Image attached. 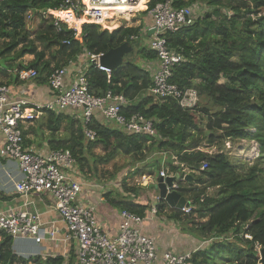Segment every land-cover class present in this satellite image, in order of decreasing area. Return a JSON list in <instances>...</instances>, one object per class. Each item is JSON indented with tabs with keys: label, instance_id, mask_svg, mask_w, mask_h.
Returning a JSON list of instances; mask_svg holds the SVG:
<instances>
[{
	"label": "trees",
	"instance_id": "16d2710c",
	"mask_svg": "<svg viewBox=\"0 0 264 264\" xmlns=\"http://www.w3.org/2000/svg\"><path fill=\"white\" fill-rule=\"evenodd\" d=\"M62 1L0 2V59L9 57V62H13L19 50L22 56H32L33 60L25 66L20 64L19 69H34L38 74L35 82L45 84L55 69L66 67L77 56L86 52L106 53L133 39L132 43L139 46L137 61L125 60L112 70L109 82L103 72L91 66L86 74L89 92L96 97L104 96L108 90L122 94L131 102L124 110L125 115L140 114L151 120L156 136L127 134L106 126L94 116L88 127L96 138L86 141L84 126L80 118H74L79 115L74 109L61 113L45 111L33 123H40V128L49 133L46 139L49 150H69L87 179L91 176L97 179L98 165L109 163L117 154L140 162L150 151L175 156L178 164H169V171L183 178L184 169L189 170L190 179L179 180L177 191L189 200L191 210L183 214L159 200L155 204L157 213L166 211L170 220L180 222L181 229L199 241L214 239L209 246L192 254L190 264H216L214 261H223V257L235 263L245 260V264H260L256 247L264 248L261 169L249 167L239 158L231 159L227 153L209 155L199 151L192 132L197 130L194 114L200 99H206L220 108L212 112L202 109L207 116L206 128L212 135L220 131V139L256 141L264 150V0H172L174 7L203 2L209 9L192 27L166 35L169 46L184 58L172 69L170 82L181 90H197L199 103L194 110L182 109L174 99L158 103L146 95L152 85L151 62L156 54L140 44L142 35L147 34L142 32V20L148 10L165 0H149L146 10L131 18L135 25L130 20L108 32L84 24L78 38L65 24L57 31L53 18L45 14L57 10ZM138 9L143 10V5ZM222 9L231 13H222ZM138 14L143 18L138 19ZM130 48L128 53L133 51L132 44ZM146 63H150V69ZM221 78L226 80L223 84L219 83ZM63 123L66 125L62 126ZM250 125H254V132L249 131ZM62 128L64 134L58 136ZM23 134L26 139L27 131ZM97 149L103 152L102 157L93 153ZM204 163L207 167L201 170ZM120 170L110 172L109 181L120 180L117 176ZM121 188L135 197L141 195L140 189L127 188L125 183ZM207 189H214L215 194L208 195ZM112 205L141 217L150 207L122 197L112 201ZM230 233L234 241L229 240ZM12 242L11 237L0 232V264H64L61 256L18 257L12 252Z\"/></svg>",
	"mask_w": 264,
	"mask_h": 264
},
{
	"label": "built area",
	"instance_id": "2783aa9c",
	"mask_svg": "<svg viewBox=\"0 0 264 264\" xmlns=\"http://www.w3.org/2000/svg\"><path fill=\"white\" fill-rule=\"evenodd\" d=\"M3 1L5 0H0ZM146 1L63 0L57 10H48L45 14L53 18L57 31H60L61 24H65L78 38L81 31L77 34V30L60 14H68L74 19H86L87 22L81 26L91 24L105 29L104 25L114 24L119 20L129 22L134 14L142 11L138 8ZM208 10L202 2L174 7L172 0H165L147 11V16L151 19L146 27V33L150 32L147 47L156 54V59L152 85L146 95L152 97L154 102L174 99L185 110H194L198 106L199 95L196 89L181 90L170 82L172 69L184 62V58L169 46L166 35L192 27ZM104 54L86 52L85 64L68 84L67 66L55 69L47 79L53 95L51 100L43 103L30 102L24 98L14 100L11 88L0 85V188L5 193L14 191L23 200L19 207L0 211V232L12 238L13 254L26 259L50 257L42 246L44 242H48L62 243L68 247L74 254L72 264H190L192 253L164 252L159 255L155 241L145 236L141 230L143 222L149 219L148 215L141 217L122 210L119 213L120 223L116 236L104 233L97 223L95 206L86 203L88 200L85 193L90 188L105 193L107 189L115 188V184L107 182L104 185H93L85 182L77 161L69 150L37 152L28 149L25 144L24 131L45 111L61 113L69 109L79 113L76 119H81L86 141H94L96 138V133L88 125L98 115L103 124L118 128L124 133L156 136L151 120L140 114L125 115L124 110L131 102L122 94L110 90L102 97L90 94L86 74L91 66L103 72L108 82L110 80L112 70L100 64ZM15 73L22 83L34 82L38 77L34 69H18ZM163 164L164 160L159 176L165 178ZM206 167L204 163L201 170ZM172 189L177 191V183ZM34 197L40 201L48 198L58 220L43 221L36 203L32 201ZM103 197L101 195L100 201L104 200ZM190 210V207L180 209L183 214H188ZM150 214H157L156 206L151 208ZM59 222L63 225L61 228L58 227ZM20 242H31L37 249L20 252L16 248V244ZM62 257L64 264H69L68 252Z\"/></svg>",
	"mask_w": 264,
	"mask_h": 264
},
{
	"label": "crops",
	"instance_id": "0c3cea01",
	"mask_svg": "<svg viewBox=\"0 0 264 264\" xmlns=\"http://www.w3.org/2000/svg\"><path fill=\"white\" fill-rule=\"evenodd\" d=\"M146 22V27L149 26L151 19L146 16L144 19ZM104 28H109L106 25H104ZM116 28V26H113ZM113 30V28L111 27ZM110 30V28H109ZM110 30V31H112ZM148 37V35H147ZM147 41H143L142 45L147 46ZM27 56L25 59L18 60L14 58L13 62H7V66L3 67L0 65V85H8L12 90L13 99H28L30 102H39L43 103L46 101L51 100V97L53 93L49 90V87L47 85V81L45 84H38L35 81L30 83H22L17 79L15 71L19 69V65H27L29 62L33 60V57L30 55ZM85 54H81L77 56V58L72 61L69 65H67L68 75L66 78V83H70L76 76L77 71L80 70L83 64H85ZM18 58V57H17ZM152 64V72L155 69V61L151 62ZM147 69H150V63L144 64ZM138 99V98H137ZM97 120L103 123V120H101L100 116ZM74 118H77L75 116ZM34 123L29 125L25 131H27L25 144L28 149L37 151V152H44L46 150H49L48 144H47V132L46 136L41 132V128L34 127ZM32 127V128H31ZM165 156L162 158L160 163L164 160L163 168L165 169L166 175H171L172 173L169 171V164L177 165V161L173 158L172 155L163 153ZM146 159L144 162H139V166L144 168L146 166H149L151 169L155 168L156 162H149L147 164ZM2 162V161H1ZM142 165V166H141ZM148 168V167H147ZM162 168V164H160V168H155V173L151 174L150 172L142 178L146 181V187L150 186L151 184H155L159 179V171ZM186 174H190L189 170L186 168ZM81 173V172H80ZM137 173V171L135 172ZM143 173V171H140V175ZM1 174V173H0ZM2 175V174H1ZM83 180L85 182L91 183L93 185H99L95 182V180L87 179L86 176L82 175ZM127 179V177L125 178ZM124 179V181H125ZM112 181V180H111ZM108 181V182H111ZM2 183L0 181V187ZM123 183L120 182V184L115 185V188L113 189H107L105 193L101 192L99 189L90 188L88 192L85 193V197L87 198V202L89 204H93L95 206V214H96V220L101 229L104 233L107 235L114 237L118 233V227L120 223L119 213L121 210L117 209L115 206L112 205V201H116L117 198H124L125 201L132 200L133 203L145 205V201H142L140 195L135 197L133 194L124 193L120 190ZM119 188V189H118ZM101 195L104 200L100 201ZM106 195H109V198L106 197ZM157 198V197H156ZM185 199L189 202V200L185 197ZM32 201L36 203V208L38 212L41 215V219L43 221H49V220H58L57 213L52 210L50 206V201L48 198L43 199V201H40L38 198H32ZM159 200L151 203V208L156 206ZM23 202L22 198H18L14 191L9 190L7 193L1 191L0 188V211H6L10 209H14L16 207H19L21 203ZM151 208H149L148 211H146L145 216H149V219H146L142 226L141 230L142 233L152 238L155 241L157 251L159 255H162L164 252H172L177 254H184V253H194L195 251H199L205 248L207 245V242L199 241L196 239L193 235H191L189 232L183 231L181 229L180 222L172 221L168 218L166 211L160 214H156L152 216L150 214ZM62 223H58V227H62ZM180 226V230H179ZM212 241V240H211ZM214 241V240H213ZM42 246L45 249V253H47L51 258L57 257V256H63L65 253L68 252V263L72 264L74 261V254L69 251L68 247H65L62 243H48L44 242ZM204 247V248H202ZM16 248L20 252H31L36 250V246H34L31 242L28 243H18L16 244ZM70 252V253H69ZM48 258V257H47ZM63 258V257H62ZM72 258V261H71ZM64 259V258H63ZM67 260V259H66Z\"/></svg>",
	"mask_w": 264,
	"mask_h": 264
},
{
	"label": "rangeland",
	"instance_id": "374dc122",
	"mask_svg": "<svg viewBox=\"0 0 264 264\" xmlns=\"http://www.w3.org/2000/svg\"><path fill=\"white\" fill-rule=\"evenodd\" d=\"M149 0L146 1V3L143 5L144 9L146 10V4ZM203 3V2H202ZM142 10V11H143ZM225 11H227L226 9H222V13H224ZM229 14L231 13L229 10L227 11ZM138 19H142L143 16L138 14ZM145 19V18H144ZM125 21L124 20H119V22H115L114 24H108V27H113L116 26V29L119 28L121 25H123ZM85 23V22H83ZM82 23V24H83ZM131 25H135V20H131L130 21ZM142 24L144 29H142V32H146V22L145 20H142ZM105 27V26H104ZM106 29V28H105ZM102 29L101 30H105ZM82 30V26L80 24V28L79 30H77V34H79V32ZM110 30H112L110 28ZM108 32H111L109 30H107ZM113 31V30H112ZM143 34V33H142ZM147 34H143L140 40V44H142V40L147 41L146 37ZM79 37V36H78ZM132 44V49L133 51H131L129 54H127L125 56V60H129V59H134L135 61H137L138 59V49L139 46L136 43H131ZM20 49V47H19ZM21 51V50H19ZM18 51V52H19ZM23 53L21 51V55L18 56V60H22L25 59L27 56H22ZM7 62H9V57L7 58H3L0 59V65H2L3 67L7 66ZM226 80L224 78H221L219 83L223 84ZM202 109H207L208 111L212 112V111H216L220 108L214 106L213 102H207V100L205 99H200V104H199V108L198 110L195 111L194 114V119L195 122L197 124V130L193 131L192 134L194 136L193 141L198 142V150L202 151L204 153H207L209 155H214L218 152H223V153H227L231 159H235V158H239L242 160V162L246 163L247 166L249 167H255V168H260L261 169V175L259 176V182L262 188H264V150L261 149V147L259 146V144L256 141H250V140H244V141H236V142H231L230 140H224V139H220L219 136H221L220 134H222L220 131L219 132H214L215 134L212 135V131H208L206 126H207V116L205 114V112L202 111ZM66 124L63 123L62 126H65ZM34 127L40 128V123H37L34 125ZM249 131L250 132H254L255 131V127L254 125H250L249 127ZM45 128L41 126V132L45 135ZM63 128L60 131V133H58L59 135H63ZM47 137L49 136V133L47 132ZM213 136L212 140H211V136ZM46 136V135H45ZM93 153L96 156H103V152L100 151L99 149L94 150ZM162 154V153H161ZM158 152H146L145 154V159H148L146 161L145 164L149 163V162H159L155 164V168L159 166L160 168V164H162L161 161V155ZM175 158V156H173ZM163 158V156H162ZM164 159V158H163ZM143 161V162H144ZM140 161H134V158L131 156H125L122 154H117L116 157H114V159L112 161H110L107 164H100L97 167V179L92 178L93 176H91L89 179L90 180H95L96 183H98L99 185H104L105 183H107L109 181L108 179V175L110 172H113L115 170H118V168H120L121 170L118 173V177L120 180H112L111 182L108 183H113L115 185L120 184V182H122V180H124L126 177L127 179H125V181H123V183L126 184L127 188H137L141 190V199L142 201H145V205L147 206H151V203L157 201L156 195L148 189V186L146 187V181L142 178L143 176H145V174L147 175L149 172L151 174L155 173V168H150L149 166L143 165L145 166L144 168L140 167L139 164ZM98 163V162H97ZM159 164V165H158ZM142 166V165H141ZM148 167V168H147ZM137 171V173H135ZM140 171H143V175H140ZM185 174L186 171L184 170ZM119 189V188H118ZM120 190H122V188H120ZM208 195H213L215 194V190L214 189H207L206 192ZM151 208V207H149ZM179 230H180V226H179ZM229 240L230 241H234V239L232 238V234H228ZM214 240V239H213ZM209 241L207 243V245L205 246V248L207 246H209V244L213 243L214 241ZM239 246H241V244H238ZM204 248V247H202ZM256 250L258 252V257L260 259V255H259V251L261 250L260 247H256ZM224 260L223 261H214L216 264H245V260H242L241 263H235L232 261V259H230L229 261H227L226 257H223ZM217 259H219V257H217Z\"/></svg>",
	"mask_w": 264,
	"mask_h": 264
},
{
	"label": "water",
	"instance_id": "95a60500",
	"mask_svg": "<svg viewBox=\"0 0 264 264\" xmlns=\"http://www.w3.org/2000/svg\"><path fill=\"white\" fill-rule=\"evenodd\" d=\"M147 35L149 36L150 32H148ZM132 42L133 39H128L125 44L106 52L100 59V64L111 70L117 69L124 62L125 56L129 54L128 52L131 49L130 46ZM61 47L62 45L60 48ZM19 55H21V51L17 52L14 58H17ZM183 179L188 180L190 179V176L186 174ZM179 180V174L166 176L165 178L159 177L158 181L155 184H151L148 189L156 195L158 200H163L171 209L180 210L183 207H190V202H188L178 191L172 189L173 185L179 182ZM259 255L260 264H264V248H261Z\"/></svg>",
	"mask_w": 264,
	"mask_h": 264
},
{
	"label": "bare ground",
	"instance_id": "6f19581e",
	"mask_svg": "<svg viewBox=\"0 0 264 264\" xmlns=\"http://www.w3.org/2000/svg\"><path fill=\"white\" fill-rule=\"evenodd\" d=\"M60 15L63 16V17L65 16L66 22H68L69 25L71 24L70 21L73 20V24L70 25V26H72L76 30H79L80 24H82L83 22H87V20L84 19V18L74 19V18H71L70 16H68V14H65V13L60 14Z\"/></svg>",
	"mask_w": 264,
	"mask_h": 264
}]
</instances>
